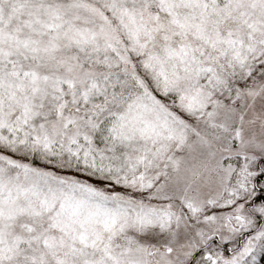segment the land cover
<instances>
[{
  "label": "snow or ice",
  "instance_id": "obj_1",
  "mask_svg": "<svg viewBox=\"0 0 264 264\" xmlns=\"http://www.w3.org/2000/svg\"><path fill=\"white\" fill-rule=\"evenodd\" d=\"M0 264H264V0H0Z\"/></svg>",
  "mask_w": 264,
  "mask_h": 264
}]
</instances>
